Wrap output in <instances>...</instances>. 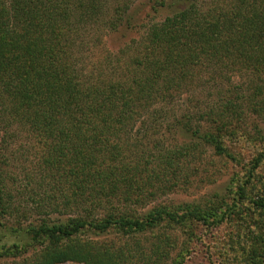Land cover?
I'll return each instance as SVG.
<instances>
[{
  "label": "trees",
  "instance_id": "obj_1",
  "mask_svg": "<svg viewBox=\"0 0 264 264\" xmlns=\"http://www.w3.org/2000/svg\"><path fill=\"white\" fill-rule=\"evenodd\" d=\"M149 1L171 13L94 59L135 0H0V261L186 264L197 228L216 227L227 264H264V134L248 125L264 121V0ZM213 85L216 102L161 123ZM208 148L239 167L227 194L138 211L189 183ZM31 151L50 191L25 222L8 166ZM175 230L188 239L172 257ZM111 231L121 243L96 239Z\"/></svg>",
  "mask_w": 264,
  "mask_h": 264
},
{
  "label": "rangeland",
  "instance_id": "obj_2",
  "mask_svg": "<svg viewBox=\"0 0 264 264\" xmlns=\"http://www.w3.org/2000/svg\"><path fill=\"white\" fill-rule=\"evenodd\" d=\"M152 5V2L149 0H135L132 9L135 14V19L132 20V23L123 26L114 32H104L102 45H93L91 53L92 57L98 59L107 51L114 53L120 51V49L130 43L132 39H139L140 36L145 33L147 26L153 21H161L166 15L171 13V9L168 7H161L159 11L155 12ZM232 80L239 93L242 91L249 92V89L246 88L248 82L247 73H236ZM224 86L227 87L229 85L226 84ZM219 89L217 87L215 88L213 85V88L202 87L198 88L193 93L192 91L185 93L181 98L177 99L174 104H169L170 106L167 108L169 117L168 119L166 118V120L165 117L162 118L160 120L161 123L163 122V124H166L171 120L173 121L175 119L174 113L178 115V117H182L185 115L188 108H195L192 111L201 108L206 109L208 104L211 105V103L213 104L217 101L216 95L219 92ZM252 118L255 120H250L248 124L252 134L256 135L258 129L264 134V121L254 116H252ZM163 127L162 130H164ZM175 136L173 137L172 134H168L166 138L173 142L175 141L173 140V138L175 139ZM176 139L180 141L182 136L180 135ZM204 156V161L201 163L198 162L199 172L192 176V180L189 183L175 186L166 192H160L156 200L149 203L148 207H140L138 208V211H146L158 203L177 205L193 202L206 205L214 199H217V194L220 196L227 194L229 192L228 187L231 183V178L235 175L234 171L239 169V167L234 161L215 154L211 148L206 150ZM10 163L8 171L12 174L9 179L14 177L15 185L18 186L19 190L17 193L19 195L17 204H20L21 208L28 209V211L30 210V212H32L29 214V218L25 222L39 219L40 216L35 212L36 207L41 204L40 201L46 196V191H50V187H47V185L44 186L40 182V172L38 170L34 153H32V151L26 155L22 152L18 153L16 156L11 157ZM51 192L53 191L51 190ZM51 215L52 217L58 216V214ZM196 231L198 236L194 243L191 244L192 252L190 253L186 264H227L225 258L223 259L218 256V253H220L218 249L221 246V243L224 242L226 233L223 232L221 228L216 227H199ZM170 233L174 234L178 240L177 250L172 251L171 254V256L174 257L176 256L177 251H180V249L185 246L184 242L188 239V235L178 230L171 231ZM123 238L124 236L111 231L96 239L107 242H120ZM8 262L11 263L12 261L3 260L0 261V264H6ZM60 264L80 263L68 261Z\"/></svg>",
  "mask_w": 264,
  "mask_h": 264
}]
</instances>
